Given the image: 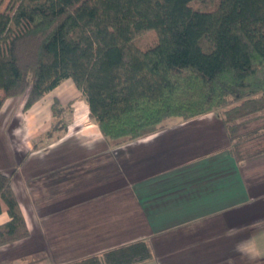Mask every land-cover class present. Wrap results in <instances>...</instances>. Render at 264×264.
<instances>
[{"label": "crops", "instance_id": "0c3cea01", "mask_svg": "<svg viewBox=\"0 0 264 264\" xmlns=\"http://www.w3.org/2000/svg\"><path fill=\"white\" fill-rule=\"evenodd\" d=\"M25 100L0 111V170L31 235L0 247V264H65L139 240L154 254L145 264H264V154L234 159L212 113L111 147L72 80L27 111Z\"/></svg>", "mask_w": 264, "mask_h": 264}, {"label": "trees", "instance_id": "16d2710c", "mask_svg": "<svg viewBox=\"0 0 264 264\" xmlns=\"http://www.w3.org/2000/svg\"><path fill=\"white\" fill-rule=\"evenodd\" d=\"M146 32L156 38L143 47ZM69 79L111 147L217 112L234 159L262 155L264 0H0V111L19 97L27 111ZM53 110L59 118L63 108ZM2 203L10 220L0 247L29 238L12 177L0 170V215ZM153 258L139 240L65 264Z\"/></svg>", "mask_w": 264, "mask_h": 264}, {"label": "rangeland", "instance_id": "374dc122", "mask_svg": "<svg viewBox=\"0 0 264 264\" xmlns=\"http://www.w3.org/2000/svg\"><path fill=\"white\" fill-rule=\"evenodd\" d=\"M5 8H6V5H4L1 9L2 10H5ZM12 29V28H11ZM155 38H156V35H155V33L154 32H146V33H143V34H141V35H139L138 37H137V44L138 45H140V46H143V47H146V46H148V45H150L152 42H154L155 41ZM64 93H66V94H69V92H64ZM83 95V94H82ZM22 98H24V97H19V98H11V99H13V100H15V101H18L19 99H22ZM9 100V99H8ZM12 103V102H11ZM15 104V103H14ZM70 109L71 108H68V112H70ZM54 111V110H53ZM207 116H205V117H202V116H200V117H197V118H194V120L193 121H191V122H194V121H198V122H201V121H204V120H207V119H204V118H206ZM209 118H210V120L214 123L215 121H220L221 120V117H220V115L217 113V112H213L212 114H210L209 115ZM184 121V120H183ZM208 121V120H207ZM181 124H182V119H180V118H173V119H171L170 121H169V123H168V125L166 126V128H169L168 130H171V129H175V128H179V127H181ZM171 132V131H170ZM167 133H169V132H167ZM43 264H50V263H48V262H45V263H43Z\"/></svg>", "mask_w": 264, "mask_h": 264}]
</instances>
